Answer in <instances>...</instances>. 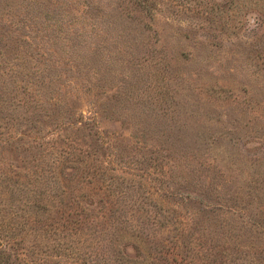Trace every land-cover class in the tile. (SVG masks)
Listing matches in <instances>:
<instances>
[{"label": "rangeland", "instance_id": "obj_1", "mask_svg": "<svg viewBox=\"0 0 264 264\" xmlns=\"http://www.w3.org/2000/svg\"><path fill=\"white\" fill-rule=\"evenodd\" d=\"M0 95L3 264H264V0H0Z\"/></svg>", "mask_w": 264, "mask_h": 264}, {"label": "trees", "instance_id": "obj_2", "mask_svg": "<svg viewBox=\"0 0 264 264\" xmlns=\"http://www.w3.org/2000/svg\"><path fill=\"white\" fill-rule=\"evenodd\" d=\"M8 97H10V98H13V97H11V95L10 94H8ZM0 99H2V100H4L5 98L2 96V95H0ZM12 120H14L13 118H12ZM5 124V128H8V127H10L11 126V122H10V120H8L6 123H4ZM14 128V130L15 129H17L18 131H19V129L21 128V126H19V125H15V124H12V126H11V128ZM7 141H8V138H7ZM0 264H3L1 261H0Z\"/></svg>", "mask_w": 264, "mask_h": 264}]
</instances>
